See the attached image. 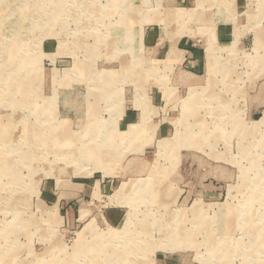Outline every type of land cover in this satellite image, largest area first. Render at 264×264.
Segmentation results:
<instances>
[{
	"label": "rangeland",
	"instance_id": "1",
	"mask_svg": "<svg viewBox=\"0 0 264 264\" xmlns=\"http://www.w3.org/2000/svg\"><path fill=\"white\" fill-rule=\"evenodd\" d=\"M257 31L264 0H0V264H264Z\"/></svg>",
	"mask_w": 264,
	"mask_h": 264
},
{
	"label": "crops",
	"instance_id": "2",
	"mask_svg": "<svg viewBox=\"0 0 264 264\" xmlns=\"http://www.w3.org/2000/svg\"><path fill=\"white\" fill-rule=\"evenodd\" d=\"M233 4H234L235 10L237 12L244 7V5L246 4V0H233ZM214 20L218 21V24L216 27V32H215L216 37H217L218 46H223L224 44H228L231 40H233L236 30H238L239 35L243 36L242 26L239 27L240 29H236V27H234L233 24H231L229 22L225 23L224 18H214ZM259 31H261V30H259ZM259 31H257L258 33H256V39H257V41H258V39H259V41H263L264 39H261V37H262L261 34L264 31L260 32V33H259ZM253 36H254V34H253ZM218 48H220V47H218ZM191 52L192 53L190 54V57L192 60H188V62L186 63L187 67L190 69V71H188L189 73H187V71H185V70H180V74H179L178 78H180V77H181V79L183 77L191 78V79H194V81H195L198 79V76H200V77L204 76V75L208 76L210 72L213 73L214 72L213 67H215V71L218 75L224 76V72L228 71V70H232V71L234 70L233 73L234 72L236 73V68L234 65L232 67H228L224 63H221V64L217 63V61L214 62L213 65H211L212 63L208 64L207 60L204 62L201 61V58H203V57H202V53L200 51L191 50ZM210 65H211V71L209 70ZM225 67H226V69H225ZM158 97L160 98L158 93L154 94V102L158 100ZM176 97H177L176 95L173 96L172 102L173 101L175 102L177 100Z\"/></svg>",
	"mask_w": 264,
	"mask_h": 264
},
{
	"label": "bare ground",
	"instance_id": "3",
	"mask_svg": "<svg viewBox=\"0 0 264 264\" xmlns=\"http://www.w3.org/2000/svg\"><path fill=\"white\" fill-rule=\"evenodd\" d=\"M199 100V99H198ZM263 119H264V116H263V118H262V120H261V122L263 121ZM96 133H98V132H96ZM95 134V133H94ZM97 137V136H96ZM100 137V136H99ZM167 145V144H166ZM165 148V147H164ZM72 155H73V153H72ZM78 155V154H77ZM90 155V154H89ZM72 157V156H71ZM74 157V156H73ZM80 157V156H79ZM98 159V158H97ZM146 185V184H145ZM135 211V210H134ZM131 219H132V217H131ZM130 221V220H129ZM167 221V220H166ZM132 222V221H131ZM157 223V222H156ZM196 223V222H195ZM131 224V223H130ZM129 225V224H128ZM131 226V225H130ZM167 227V226H166ZM199 227V226H198ZM200 228V227H199ZM207 228V227H206ZM128 229V228H127ZM165 229V228H164ZM175 231V230H174ZM253 236V235H252ZM225 238V237H224ZM263 241V240H262ZM218 243V242H217ZM225 243V242H224ZM227 243V242H226ZM264 244V243H263ZM262 244V245H263ZM258 246H259V244H257ZM253 247V246H252ZM257 248V247H256ZM260 248H263V247H260ZM258 250H259V248H258Z\"/></svg>",
	"mask_w": 264,
	"mask_h": 264
}]
</instances>
